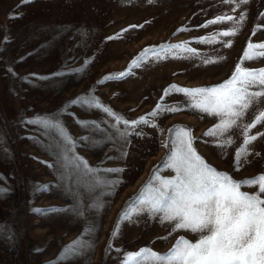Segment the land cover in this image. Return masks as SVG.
<instances>
[{"label": "rangeland", "instance_id": "374dc122", "mask_svg": "<svg viewBox=\"0 0 264 264\" xmlns=\"http://www.w3.org/2000/svg\"><path fill=\"white\" fill-rule=\"evenodd\" d=\"M262 13L264 0L243 4L223 0H0V187L8 189L0 196V264H122L127 252L148 247L167 253L180 236L194 242L195 234L171 231L168 223L161 224L158 217L147 213L121 221L118 235L112 233L154 169L160 167L159 175L164 178L175 175L161 166L171 147H164L172 139L169 129L176 126L190 129L198 154L234 180L264 173V136L249 146L251 154L235 171L234 153L242 142L239 130L231 133L235 142L222 149L216 138L205 135L219 123L218 118L191 108L182 93L173 92L161 101L169 85L211 87L229 79L249 40L264 43ZM223 14L244 19L200 27ZM232 27L238 28L237 35L217 36L215 43L198 42ZM181 28L188 30L177 31ZM117 34L119 39H108ZM184 42L199 55L148 59L122 79L104 80L128 70L145 48ZM205 59L215 62L204 64ZM242 66L264 68V57L244 61ZM81 96L97 98L129 121L146 116L157 103L179 105L183 110L149 117L155 127H129V135L122 138L113 128L114 117L94 107L69 104ZM255 112L256 107L249 110L244 122H250ZM45 116L59 120L74 146L66 145L57 130L28 123ZM77 121L89 123L82 127ZM93 121L98 128L92 126ZM117 127L125 131L124 125ZM257 133H264V123L249 134ZM76 156L97 170L94 176L115 183L89 194L82 185L92 177L83 171L65 180L64 173H73ZM68 185L71 193L65 190ZM77 191L84 205L83 217L72 211H33L71 209L77 203L73 195ZM241 191L255 189L242 187ZM93 203L102 206L89 208ZM86 228L92 230L85 232ZM78 238L85 246L62 256L65 247Z\"/></svg>", "mask_w": 264, "mask_h": 264}, {"label": "snow or ice", "instance_id": "6c2138e0", "mask_svg": "<svg viewBox=\"0 0 264 264\" xmlns=\"http://www.w3.org/2000/svg\"><path fill=\"white\" fill-rule=\"evenodd\" d=\"M30 3L31 0H23ZM152 3L153 0H148ZM224 3H247L248 0H223ZM261 15H264L262 13ZM244 19L228 14H223L208 20L200 27L220 24L225 21L239 23ZM132 28L143 25H132ZM186 28L177 31H187ZM127 31V29L123 30ZM238 28L215 33L209 37H201L200 43H215L217 36L230 37L238 34ZM255 35V32H253ZM120 34L108 39H119ZM7 37H5V40ZM230 47V42H225ZM264 43H252L249 40L247 49L242 59L236 64L231 77L223 83L211 87L185 88L178 85H169L163 90L164 97L173 92L182 93L189 101V106L195 110L207 113L219 119V123L205 132L206 136L217 139V146L226 148L235 141L231 137L234 130L240 131L241 145L234 153V170L239 171L241 163L247 161L250 145L264 133L250 135L249 133L258 124L264 123V68L249 69L243 67L244 61L264 57ZM196 49L182 44H162L145 48L138 57L133 59L129 69L125 72L109 75L104 78L122 79L131 74L132 68L139 67L148 59L156 61L172 59H188L198 56ZM204 64L214 63L211 59L202 61ZM11 71V69H9ZM56 75H60L57 73ZM46 79V77H40ZM26 79V78H25ZM103 83V81H100ZM70 105L94 107L102 110L107 115L114 117L113 128L122 138L129 135L127 129L140 124L156 125L149 119L161 112H179L183 109L179 105L167 106L157 103L152 112L141 116L137 120H126L114 113L110 108L102 105L95 97L81 96L69 102ZM256 107V112L250 122L245 123V116L249 110ZM28 123H38L45 128H52L59 132L66 145H73L75 141L68 135L59 120L50 117H37ZM82 127H87L89 122L77 121ZM92 126L98 128L95 121ZM124 125L125 131L120 132L117 125ZM172 139L165 142L164 147H170L168 155L162 162L163 168L171 169L175 175L164 178L159 175L161 170L157 167L149 181L143 186L140 193L122 212L120 220L112 235L119 232L120 222L131 221L133 215L147 213L149 217H158L161 224L168 223L171 231H187L198 238L193 242L180 236L167 253H157L151 248L144 247L137 252L124 254L122 264H264V173L252 178L236 181L228 173L217 170L201 157L193 146L194 138L191 130L184 126L169 129ZM140 135V133H137ZM82 139L88 140L89 137ZM71 149H66L70 151ZM257 155H259L257 153ZM62 159H67L62 156ZM51 167V165H49ZM67 167V165H65ZM83 171L84 176H91L82 186L89 194L98 187L113 185V181H105L94 176L96 169L91 168L83 157H73V173H64L63 178L70 180L74 173ZM107 172H121L123 169H105ZM47 188V186H42ZM242 187L254 188L253 192L241 191ZM66 191L72 192L71 186H66ZM8 189L0 187V196L7 193ZM77 203L71 209H33L38 214L47 211H72L79 217L84 216V205L81 202V193H73ZM102 205L93 203L89 208H98ZM86 228L85 232L91 231ZM85 244L78 238L65 247L62 256L78 252Z\"/></svg>", "mask_w": 264, "mask_h": 264}]
</instances>
